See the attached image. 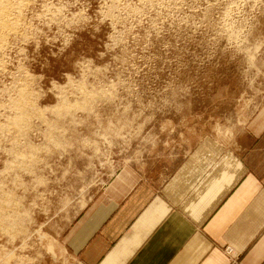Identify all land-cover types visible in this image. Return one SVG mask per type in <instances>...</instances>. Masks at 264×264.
Here are the masks:
<instances>
[{"label":"rangeland","instance_id":"374dc122","mask_svg":"<svg viewBox=\"0 0 264 264\" xmlns=\"http://www.w3.org/2000/svg\"><path fill=\"white\" fill-rule=\"evenodd\" d=\"M3 1L0 264H66L55 239L119 167L264 95V0Z\"/></svg>","mask_w":264,"mask_h":264},{"label":"crops","instance_id":"0c3cea01","mask_svg":"<svg viewBox=\"0 0 264 264\" xmlns=\"http://www.w3.org/2000/svg\"><path fill=\"white\" fill-rule=\"evenodd\" d=\"M187 131L109 176L55 239L57 262L264 264V95L227 136Z\"/></svg>","mask_w":264,"mask_h":264},{"label":"bare ground","instance_id":"6f19581e","mask_svg":"<svg viewBox=\"0 0 264 264\" xmlns=\"http://www.w3.org/2000/svg\"><path fill=\"white\" fill-rule=\"evenodd\" d=\"M23 2V1H22ZM3 3H5V1H3V0H0V30L1 29H7L8 27H6V26H10L9 28H8V30L10 31L12 28H11V25L13 26V25H16V24H13L14 22V19H12L11 18V14H9L8 12H7V9H6V5L5 6H3L4 4ZM7 3V2H6ZM8 4V3H7ZM11 4V3H10ZM19 5H21V4H19ZM13 7V6H12ZM18 7V6H17ZM19 13V12H18ZM16 15V14H15ZM15 17H17V16H15ZM14 17V18H15ZM17 21V20H16ZM16 21H15V23H16ZM8 30H5V31H8ZM12 30H14V29H12ZM2 31V30H1ZM0 31V32H1ZM4 31V32H5ZM8 31V32H9ZM8 32H6V34L8 33ZM1 34V33H0ZM8 35V34H7ZM3 36H4V34H3ZM1 39H3V38H1V35H0V40ZM4 40V39H3ZM3 42V41H2ZM1 42V43H2ZM0 43V44H1ZM2 46V45H1Z\"/></svg>","mask_w":264,"mask_h":264}]
</instances>
